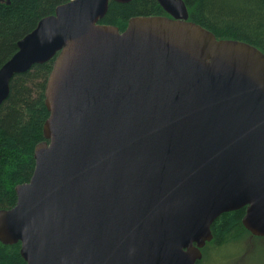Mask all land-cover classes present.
Instances as JSON below:
<instances>
[{"label":"water","instance_id":"obj_1","mask_svg":"<svg viewBox=\"0 0 264 264\" xmlns=\"http://www.w3.org/2000/svg\"><path fill=\"white\" fill-rule=\"evenodd\" d=\"M110 0H69L0 66L54 57L34 169L0 209V242L25 264H197L224 212L264 237V53L167 16L100 23ZM127 3L130 0H113Z\"/></svg>","mask_w":264,"mask_h":264},{"label":"trees","instance_id":"obj_2","mask_svg":"<svg viewBox=\"0 0 264 264\" xmlns=\"http://www.w3.org/2000/svg\"><path fill=\"white\" fill-rule=\"evenodd\" d=\"M69 0L0 1V66L17 50V42L29 33L57 5ZM188 20L209 30L217 39H234L251 44L264 53V0H183ZM167 16L156 0H110L100 23L124 30L136 16ZM53 58L34 64L27 72L16 74L9 83V94L0 104V209L16 202L15 186L27 182L34 169L33 150L44 140L42 126L48 116L44 105L46 78ZM245 208L224 212L210 226L212 239L201 249L202 264L208 250L215 246L244 240L250 249L256 237L242 225ZM250 242V243H249ZM256 247V246H254ZM20 244L0 242V264H25ZM253 249V248H252Z\"/></svg>","mask_w":264,"mask_h":264},{"label":"rangeland","instance_id":"obj_3","mask_svg":"<svg viewBox=\"0 0 264 264\" xmlns=\"http://www.w3.org/2000/svg\"><path fill=\"white\" fill-rule=\"evenodd\" d=\"M244 243L241 239L231 245L213 246L208 250L202 264H264V242L255 241L251 249Z\"/></svg>","mask_w":264,"mask_h":264}]
</instances>
